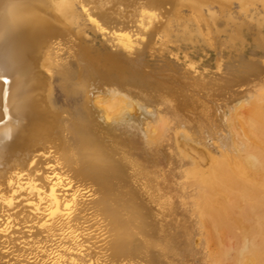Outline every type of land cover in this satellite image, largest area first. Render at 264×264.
<instances>
[{"label":"bare ground","instance_id":"bare-ground-1","mask_svg":"<svg viewBox=\"0 0 264 264\" xmlns=\"http://www.w3.org/2000/svg\"><path fill=\"white\" fill-rule=\"evenodd\" d=\"M95 2L0 0V250L5 252L0 254V264H176L173 259L177 256L179 241L176 223L161 222L165 205L171 200V187L166 178L169 176L164 170H149L140 165L127 145L130 142L115 134L122 128L126 130L124 133H136L131 129L138 128L137 134L145 147L156 149L163 144L169 130L162 117L165 115L159 108L154 109V102L151 104L149 100L150 105L139 100L142 116L136 115L138 121L136 125L132 123L135 117L129 110L133 99L128 94L131 87L155 101L170 103L176 99L175 102L187 107L198 102L197 108L200 107L206 121L200 117L205 122V132L215 139L221 153L217 157L209 156L207 171L194 169L192 172L200 180L205 178L198 180L206 203L199 210L200 225L206 230L205 239L215 243L211 245L219 250L213 260L230 264V254L220 240V227L223 225L222 229L233 233V223L230 222L229 228L220 225L219 210H215L211 200L221 197L220 193L234 195L239 201L238 205V201H233L237 202L238 211L243 204L249 212L258 215L254 223L264 235V71L255 59H241L250 44L260 51L264 49V0H136L135 6L150 4L159 10L161 5L170 8L162 13L166 16L162 28L154 30L151 25L158 16L151 14L147 18L145 15L133 34L115 32L118 27L115 30L114 26L110 29L112 32L105 28L115 22L103 18V10L98 13L91 8ZM235 3L237 12L233 9ZM118 23L122 25L121 20ZM96 36L103 39L98 40ZM142 44L144 51L138 54L136 48ZM146 50L151 59L164 53L173 57L175 63L161 74L166 82L154 75L158 71L151 74L146 68L139 70L138 60ZM209 51L215 53L214 70L200 57H207ZM232 56L234 60L240 57L242 64L238 70L235 67L233 74L226 75L223 65ZM56 81L67 97L77 99L73 109L56 101ZM237 82L250 85L251 90L247 92L250 93L249 105L246 103L249 110L243 123L237 121L242 124L245 140L237 136L238 147L233 153L228 137L215 132L221 126L217 128L219 124L216 127L210 122L215 114L210 116V102L235 93L233 88ZM101 92L112 98L104 107L105 114L93 104ZM146 104L153 110H147ZM201 113L197 112V120ZM147 118L150 123L153 120V125L149 126ZM248 146H254L255 152L251 153ZM233 205L222 208L231 214L236 207ZM20 207L22 210L17 213ZM20 225L22 229L36 231L29 235L16 231L23 235L18 238L20 245H16L10 235ZM93 229L98 236L106 238L100 242L101 246L94 244L92 249L84 251L80 239ZM253 232L257 235L259 231L253 229ZM3 234L5 241H1ZM89 236L91 233L86 235ZM23 238L25 241H20ZM252 244L247 252L246 249L239 254V250L237 259L232 255L237 261L232 263L264 264V239L258 245ZM78 256L89 259L79 261ZM4 259L8 260L4 263Z\"/></svg>","mask_w":264,"mask_h":264},{"label":"rangeland","instance_id":"rangeland-1","mask_svg":"<svg viewBox=\"0 0 264 264\" xmlns=\"http://www.w3.org/2000/svg\"><path fill=\"white\" fill-rule=\"evenodd\" d=\"M134 1H136V0H111V1H109V0H103V2H101L102 3V5H101V3L99 2V0L98 1L97 0H94L95 3L91 4L90 6H91V8L93 7L95 9H97V10H95V9L94 10L96 12L98 11V13H100L99 10L100 11L103 10V11H101L102 12L101 14L102 15L103 14L105 15V16L103 15L104 16L103 18L106 17L107 19H109L108 22H110L111 20L112 21L110 23L115 22V25H112L111 24L112 26L109 25V24H107L110 28L107 27V26H104L110 32H112V30H110V29H112V27L114 26L113 27L114 29H115V27H118V28H116L118 30L120 29L119 31L115 29L116 30L115 32H119V33H126V32L129 33V32H131L133 34L134 31L136 32L137 29L140 27V23L139 22H140L141 18L142 17L145 18L146 17L145 15H147V18H149V16L151 14H155L154 17L155 16H158L159 17V18H154L153 19V24H151L153 26L154 30H157V29L162 28V25H163L162 22L164 23L166 21V19H163V18H166V16L164 15L165 16L164 17L162 13H164L166 11V9L168 10V8H170V6L169 7L168 6L163 7L161 5L162 8L160 7V10H159V7H153L150 4H144V6H143L144 8H143L142 7L143 4L140 5V6H138V5L135 6L133 4ZM94 4H95L96 7L94 6ZM102 6L105 9V11H104V9H101ZM146 7H149V8H146ZM107 8H108V10H107ZM233 9L236 12L239 10L236 3L233 6ZM82 10H83L82 7L79 6V11H82ZM147 12H150V13H148L149 15L147 14ZM117 18L121 20L122 25H121V23L120 24L118 23V21L120 22V20H117ZM107 19H104V21L105 20L107 21ZM137 21H138V23H137ZM118 25L121 26V28H119ZM90 26L92 28H95V26L93 24H90ZM97 31H99V28H97ZM93 37H95V35H93ZM96 37L98 38V40H102L103 39L101 36H96ZM146 41H147V38L144 40V43ZM143 47H144L143 44L141 46H137L136 50H137V52L139 51L138 54L139 53H143V51H144V48ZM253 49L256 50V51H254ZM263 50L260 51L259 49L255 48V46H252V44H250V45L247 46L246 50L244 51L243 56L241 55L242 56L241 59L243 61L248 60L250 58L255 59L254 61L258 62L259 65H261V67H262V69L264 71V60H263L264 53H263ZM252 52H254V54ZM255 54H258V55H255ZM260 55H262V56L260 57ZM158 56L159 55H157L155 57L156 59L154 57H153V59H151L152 57L148 55L147 50H146V52L143 54V56L141 55L140 59L138 60V62L140 61L139 62V65L141 66V67H139V70H141L142 68L143 69L146 68L147 70H149V72L151 71L150 72L151 74H152V72L154 74L155 71H158V73H156V74L157 75L159 74L160 76L159 75L157 76L156 74H154V75L159 80L164 81V79H162L164 77L161 76V74L164 75V73L166 71V68H169L170 65H172V64L175 63V61H174V59H173L172 56L167 55L165 53L162 56H160V57H158ZM214 56H215V53L212 52V51H209L207 57H205V58L202 57V56H200L203 59V62L205 64H207L209 67H211L210 68L211 70H214L213 69V65H214V61H215ZM147 57H149V58H147ZM162 57H163V59H162ZM232 57L229 58L230 60L227 59L225 61L224 65H223V73L226 74V75L233 74L236 71V69L238 70V68L242 64V63H240V62H242L241 59H240V57L239 58L236 57L238 59V61H237V59L234 60V57L235 56H232ZM157 58H161V60L160 59H157ZM170 58H171V60H170ZM257 58H258V61H257ZM209 59H210V61H209ZM165 60H168V61L170 60V61L167 62ZM141 61H142L143 64H141ZM146 61H147V63H145V65H144V62H146ZM161 61H163L164 63L161 62ZM173 61H174V63H173ZM231 61L233 62V64H231L232 63ZM158 62H160V63H158ZM206 62H209V63H206ZM234 62L237 63V64H235ZM155 64H156V66H155ZM225 64H227V67H226ZM158 65H159V67H157ZM160 65L161 66L164 65V66L161 68ZM232 66H233V68H232ZM148 67H149V69H148ZM228 67H231L232 69L231 68L228 69ZM235 67H237V68L235 69ZM159 71L161 73H159ZM227 71H229V72H227ZM231 71H232V73H230ZM166 81H167V79H165L164 82H166ZM173 84H175V83H173ZM173 84H169V85H173ZM238 84L239 83L237 82V85L234 86V88H233L234 90H236L235 93H233V94H227V95H224L222 97H218V99L217 98L216 99L214 98L211 101L212 104L210 102V106L212 107L210 111H212V112L214 111L213 113L210 112V116H212L214 113H215L214 114L215 116L213 115L214 116V119H213V116H212L211 117V120H210V116H209V120H210L211 124H214L215 126L219 124L218 127L216 126L217 128H219L221 126L219 128V131H216L215 130V132H219L222 135L228 137V139L230 140V145L229 146H231L229 148L232 150V151L231 150L230 151L233 152V153H236V151H237V149H235V148H236V146L238 145V142H239L238 141L239 140L238 137L239 138H242L243 133H244L243 132V128L241 129V127H242L241 125L242 124L240 125L239 122H237V121H242V123H243V117H244V115L247 114V111L249 110V107H250L249 106L247 108V106L249 105V102H250L249 101L250 99L248 100V95L250 93H247V92H248V90H251V86L248 85V84H246V83H245V85L244 84H239L238 85ZM54 85H55L54 86V97H55L56 101L60 105H63L65 107H68V108H72L73 109L76 106L77 102H78L77 99L76 98L74 99L73 97H67L65 95V93L62 91L61 87L59 86L58 81H56ZM238 86H241V87L238 88ZM242 86H244V87H242ZM246 88H247V90H246ZM130 91L131 92H129L128 94L133 99L132 100V103L133 104H132V107L129 110V112L132 113V111H133L132 114L130 113L131 115H134V117H135V118L133 117L134 118L133 121H135V122L132 121L133 124L137 123L138 118L142 116L141 109L138 106V104H140L142 102L148 104L149 103L148 100H149L151 104L154 102L152 104V106L155 107L154 109L159 108L162 111L161 112L162 115L163 114L165 115V116H162V117H163L164 120L166 119L165 121L167 122V127L169 128V130L166 131V133H165L164 141L161 142L163 144L160 145L161 147L158 146L156 148V149L159 148V151H156L155 147H154V149H151V147H149V146H147L148 148L145 147L144 143L141 141V139L139 138V136L137 134V133H139V131L137 130L138 128L137 129H131L132 131H135L136 130V133H134V132H131V133H127L126 132V133H124L126 130H123V128H122V129L119 130V133H118V130L115 131V134L124 136V138H126V139H123L124 142H126L127 140H128L127 142H130V144L127 143V145H129V147H131V152L135 156V159H137L139 161V164L140 165H142L144 167H148L149 170H160V169L161 170H164V173L167 172L165 175H167V176L170 177V178L169 177H166V178L168 179V183H169V185L171 187L170 188V191H171L170 192V194H171V200L169 201L168 204L165 205V208H164V217L162 218L163 220L161 222L164 221L165 223H167V222L174 223V221H175V223H176V231L178 233L177 234V241H178V239H179V241L177 242V245H178L177 256H174L173 257L175 263L176 264H219V263L216 262V260H213V258H212L213 256H216V253H218L219 250H218V248L215 247V245L212 246L215 243H213L212 241L209 242L207 239H205V238H207V235L205 236L206 230H204L205 231L204 232L203 231V228L200 225L201 216H200L199 210H201V206H202V210H203V208L205 206L204 204H206V203L204 202V200H203V198L201 196L202 195V192L204 190H203V188H200L201 186H199V184H198V182H199L198 180H200L199 179L200 176H199V178H197V177L194 176V174H192V172H193L194 169H199V170L201 169L200 172L201 171H207V169H209V164L211 162V158L210 157L211 156H214V157L216 156L217 157L221 153L218 150L217 143L214 141L215 139L213 140L212 139L213 137L212 138L209 137L207 135V133L205 132L204 127L206 126L205 125V122L206 121H205L204 116L202 118V113H201V111L199 109L200 107L197 108V103L198 102L192 103L190 105V103L188 101V103H189V104H187L188 107H189L188 108L187 106H185V104L183 106V104H180V103L178 104L177 102H175L176 99L174 101H171L172 103L175 104L174 105L171 102L169 103L168 101H167L168 102L167 103L166 101H163V100H156V101L155 100H152L149 97H146L147 95L144 94L142 91H141V93H138V92H140V90H138L137 88H134V87H131L130 88ZM237 91H239V92H237ZM136 94L138 96H136ZM143 94L146 95V96H144ZM140 95H142L143 98L147 102L144 101V100H142L143 98L140 99V97H142ZM239 95H240V97H239ZM96 96H97V94L94 93L93 94V98H95ZM98 96H99L100 99L98 98V100H96L97 103H94L93 102V104L95 105L94 107L95 108L97 107L98 109H100L99 111H101V112L103 111L102 113L105 114L106 113V110L105 109H107V108H104V107H107L108 101L110 103L112 101L111 100L112 98L110 96L106 95L104 92L99 93ZM235 98H236L237 101L235 100ZM233 99H234V102H233ZM239 99H241V100H239ZM139 100L142 101V102H139ZM99 101H101L102 103L100 102V104H99ZM244 101H245V104H244ZM150 103H149V105H150ZM164 103H167V104H164ZM147 104H146V106L149 107V105H147ZM163 105H165V107ZM166 105H168V107L170 109L167 108ZM177 105H180V106L178 107ZM171 106L172 107L174 106L175 108L177 107L178 109L177 108L176 109L175 108H172ZM181 106L183 108H181ZM195 107L197 108V110H195L196 109ZM151 108L152 107H149V109L147 108V110H150ZM180 108H181V110H180ZM190 108H192V109H190ZM182 109H183V113H182ZM187 109L188 110L190 109L191 111L189 110L190 112H188ZM198 109H199L200 112L198 111ZM121 110L122 109H120L119 111H121ZM151 110H153V108ZM173 110H175V111H173ZM193 110L196 112V115L194 114L195 112ZM110 111H108V114H109ZM119 111H117V112H119ZM179 111H181V112H179ZM139 112H140V115H139ZM197 112H198V114L201 113V115L198 116V120H197V115H198ZM112 113H113V111H111V115H113ZM114 113H116V112H114ZM187 113H189V114L187 115ZM178 114H180V116L182 115L183 117L182 116H181V118L178 117ZM184 114H186V115H184ZM111 115L109 116L110 118L112 117ZM136 115H138L139 117L136 116ZM200 117L205 122L202 119H200ZM233 117H235V118H233ZM147 119H148L149 126L153 125V120H151V123H150L149 118H147ZM179 119H181V121ZM195 119L197 121H195ZM110 121H111V119H110ZM200 121L202 123L204 122L203 123L204 125ZM213 121H215V122H213ZM220 121H222L221 125H220ZM235 121L237 122V124H236ZM198 123H201V124H198ZM232 123H234V126H233ZM179 124H181V126ZM172 125H174V126H172ZM178 125L180 126V128H179ZM142 126L145 127V125H141V127ZM177 126H178V128H177ZM202 127H203V129H202ZM222 127H223V129H222ZM179 129H180V131H179ZM236 129H237V132L239 134L236 132ZM181 130H184V131H181ZM169 131H170V133H169ZM122 132H123V134H122ZM176 133H178L179 135L176 134ZM191 133H193L195 135H193ZM152 134H153V136H156L154 133H152ZM194 137H196V139ZM230 137H232L233 139L230 138ZM193 138H194V140H193ZM119 139H122V137H119ZM242 139H244V138H242ZM235 140H237L238 142L235 141ZM245 143H246V141H245ZM246 144H248V142ZM249 147H251V148H249ZM248 148H249V150H250L251 153L255 152V150H256L254 148V146H248ZM153 151L154 152H158V154H155ZM240 153L244 154V151L241 150ZM193 162L195 163L194 165H193ZM186 170H187V172H186ZM169 172H171V173L169 174ZM200 175L202 176V174H200ZM203 176H206V175H203ZM170 180H171V182H170ZM201 180L204 181L205 178L204 179L202 178ZM227 189H229V188H227ZM220 195H221V197H219ZM231 195L230 196H228V195L223 196V193H220L219 196H218L219 198L217 197L218 199L214 198L215 199L214 201L211 200L212 203L214 202L213 204L217 206V207H215L213 205V207L215 208V210L216 209H217V211L219 210L218 212H219V216H220V219H221V220L219 219V222L221 223L220 225L224 224L225 228H227V227L229 228V227H231V224L233 223L232 224L233 225L232 227H234V229H233L234 232L232 231L233 233L227 232L224 229V227L222 229V226L223 225L220 227L221 228V231H220V240H222L223 245L225 244L224 247L226 248L228 254H230V256H229L230 257L229 262L231 261L230 264L232 263V261H233V263L234 262L237 263V261H236V259L238 258L237 256L242 252V250H246L247 249L246 250V252H247L250 249V245H252L251 247L254 246V244H252L253 242L255 243V245H258L264 239V235H263V233L260 232L261 231L260 228L257 226L256 223H254L255 220H256L255 218H257L258 215H255V214L249 212L247 209H245V207H243L244 206L243 204L241 205V209L239 207V210H241V211H238L237 210L238 209L237 208V205L239 204V201L236 200V198H235L234 195H232L233 198H234L233 199ZM230 197L233 200H231ZM200 198H201V200H200ZM229 198H230V201H229ZM225 200H227V204L225 203L226 202ZM235 200L238 201V203L236 202L237 205H236L235 202H233ZM216 202H218L219 206L217 205ZM228 204L229 205H233L234 204L233 207L236 206L234 208V210H233L234 212L232 211L231 214L226 213L225 210L222 208V207L225 208L224 205H228ZM235 209L239 213H237V211L235 212ZM21 210H22V207H20L18 210H16V212L18 213ZM242 210H244L245 212L242 211ZM226 214H228V215H226ZM235 214L237 215V218L238 219L236 218V215ZM229 215H231V216H229ZM238 215H239V217L241 215L243 217L245 216V218H239ZM226 216H229L230 218L229 217H226ZM231 217H234L235 219L232 218L233 219L232 220ZM229 219H230V221H229ZM239 219H242V222L243 223L242 222H238ZM244 219H248V220L247 221L246 220L244 221ZM230 222H232V223H230ZM234 222H235V226H234ZM248 222H250L251 224L248 223ZM225 223L227 224V226L225 225ZM241 223H242V225H240ZM228 224H229V226H228ZM18 227H19V229H18ZM18 227H15L13 229V231L11 229L12 233L10 235L11 238L15 239L14 242H15L16 245H20V243L18 242V238H20V237L23 236L22 234L17 233L16 231L25 232V233H27V235L31 234L30 232L35 233V231H36V230L29 231V229H27V228L26 229H22V226L21 225L18 226ZM237 227H239V228H237ZM250 227L251 228L253 227V228L251 229ZM204 229H205V227H204ZM235 229H236V231H235ZM249 229H250V231H249ZM253 229H254V231H257V232L259 231L258 233L256 232L257 235L254 232L252 233ZM223 230H224V233L222 232ZM237 230H238V232H237ZM94 231L95 230L93 229L91 231H88V232L84 233L83 236H82V239H80V240H82L81 241L82 244H84V246H85L84 251H86L87 249L88 250L89 249H92L94 247V244H97V246H101L103 244V243H100V242L102 240H104L106 238V236H102V237L101 236H98L96 233H94ZM90 233H91V236H89V237L92 238V239L89 240V237H86V235L87 234H90ZM250 233H252L255 236H252ZM226 234H227V237H226ZM84 235H85V237H84ZM102 235H105V233L102 234ZM3 236H4V238H2L3 240H1V241H5L6 240L5 234H3ZM246 236H247L248 240H247V238H245ZM250 236H251V239H250ZM252 237L255 238V239L253 240ZM250 240H252V242ZM20 241H25V239L24 240H20ZM17 243H19V244H17ZM237 245H238V248L236 247ZM10 246L12 247L13 244L10 245ZM245 246H246V248H245ZM247 246H248V248H247ZM228 249H229V251H228ZM239 250H241V251H239ZM238 251H239V254H238ZM246 252H245V254H246ZM74 253L77 254L76 252H74ZM212 253H214V255ZM0 254H5L4 250L2 252L0 250ZM232 255L235 256L236 259L234 257H231ZM77 259H79V261H82L83 259L88 260L89 257L82 259V257H79L78 256ZM7 260L8 259H4L3 262L5 263Z\"/></svg>","mask_w":264,"mask_h":264},{"label":"snow or ice","instance_id":"snow-or-ice-1","mask_svg":"<svg viewBox=\"0 0 264 264\" xmlns=\"http://www.w3.org/2000/svg\"><path fill=\"white\" fill-rule=\"evenodd\" d=\"M5 83H8V81H5Z\"/></svg>","mask_w":264,"mask_h":264}]
</instances>
